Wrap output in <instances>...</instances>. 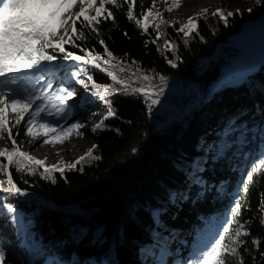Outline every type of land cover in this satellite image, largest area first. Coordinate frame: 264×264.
I'll list each match as a JSON object with an SVG mask.
<instances>
[{"label": "trees", "instance_id": "1", "mask_svg": "<svg viewBox=\"0 0 264 264\" xmlns=\"http://www.w3.org/2000/svg\"><path fill=\"white\" fill-rule=\"evenodd\" d=\"M119 2L118 9L105 5L114 19L105 20L106 12L97 18L99 36L83 29L88 39L76 43L107 59L98 42L103 39L116 67L103 66L118 77H130L129 86L148 91L150 83L159 92L171 85L174 91L168 98L159 96L151 109V98L141 94L110 95L115 115L89 135L100 159L82 163V171L80 165L63 168V175L53 173V183L40 175L42 168L28 174L9 166L24 195L0 192V203L16 210L28 264L49 259L61 264H142V252L161 237L170 241L166 264L178 259L189 264L218 237L236 202L242 205L237 219L251 232L242 237L246 243L239 249L244 264H253V256L255 264H264V172L254 175L248 192L242 184L252 164L264 156V66L237 86L229 85L225 75L234 53L230 37L244 21L264 12V0L234 12L226 23L218 16H201L187 38L167 27L159 39L152 27L144 31L130 21L127 3ZM152 3L135 0L134 15L143 20L141 13ZM76 27L81 28L79 21ZM165 41L175 47L165 49ZM65 49L83 55L70 44ZM84 67L97 84L122 88L106 73ZM67 70L59 64L55 75ZM7 127L16 141L22 137V122ZM0 144L12 148L7 139ZM0 162L7 159L0 157ZM0 179L6 181V173ZM101 235L104 243L98 244ZM253 238L261 241L258 249L251 244ZM229 264L238 262L230 258Z\"/></svg>", "mask_w": 264, "mask_h": 264}, {"label": "snow or ice", "instance_id": "2", "mask_svg": "<svg viewBox=\"0 0 264 264\" xmlns=\"http://www.w3.org/2000/svg\"><path fill=\"white\" fill-rule=\"evenodd\" d=\"M127 3V18L130 21H135L138 26H141L144 31H147L148 25L142 23L140 18H137L133 12L135 0H123ZM259 2V0H257ZM80 5L79 12L72 14L71 10L76 4ZM156 0H153L152 7L141 13L143 21H147L149 17H161V13L153 12ZM96 0H0V140L7 139L11 141L12 148L0 149V157L7 159V163L0 162V173H6L7 179H0V192L8 195H24L19 187L14 183L11 173L8 171L9 166H14L19 173L35 174L38 169L43 168L40 175L44 179H51L56 182L53 173L59 172L64 174V169L53 166L52 168L44 167L43 161L34 159L27 153L21 152L16 146V138L12 135L11 130L6 126L5 113L9 108L16 110L15 123L12 127L24 122V134L32 137L35 135L33 129L38 130L48 129L49 132L57 133V135L67 136L69 133L76 132L78 136H83V133L76 130L83 128L85 125L79 122H73L66 126L67 120L70 118L75 104H70L77 96V91L70 85L74 81L84 89L82 99L86 102L92 98L102 101L108 108L107 115L99 123L92 128L93 132L102 130L105 127L104 121L115 115L112 107V101L108 99L110 95L117 91H122L123 94L129 93V85L117 75L103 65H111L115 59L111 51L108 50L107 44L103 39L98 42L104 47V52L107 59H104L99 54H94L93 50H88L81 47L76 41H85L88 37L83 29H89L91 33H96L99 36V29L96 25L100 23L97 19L103 13H107L103 18L105 20L113 18L114 14L109 11L105 5H112L115 8H120L119 0H99V7H95ZM95 7V15L89 16L88 10ZM179 7V0H173L171 8L167 11H172V8ZM251 11V10H249ZM206 13L207 10L205 9ZM67 13V15H66ZM214 16H219L225 23L227 17L224 15L223 9H217ZM228 16L233 15L228 12ZM84 19L81 20L80 18ZM196 19L189 17L188 21L177 28V33H183L184 37H189L192 32L196 31ZM69 21L71 22L69 24ZM80 22L81 28L77 29V22ZM86 21V23L84 22ZM161 22H163L161 18ZM69 28L71 31H69ZM157 39H159L160 24H156ZM58 29H63V33L58 35ZM155 43L156 41H152ZM187 43V39L184 41ZM70 44L75 48H79L83 55L75 54L72 51H67L65 45ZM166 48H174L169 41H165ZM51 49V52L48 50ZM58 54H62L58 55ZM58 62H68L65 64L67 79L63 81L62 86H58L53 91V80L49 78L59 70ZM75 62V63H74ZM172 63L171 61H169ZM79 63L80 67H77ZM90 65L100 72H104L115 84L122 86L120 90L112 88L108 85L97 84L93 76L89 74L84 66ZM175 67V64L172 63ZM120 71H124L121 67ZM31 75L34 83L26 81L25 76ZM135 73H133L134 75ZM144 81H151V77L143 75ZM161 76V82L164 81ZM39 85V88H37ZM155 92L149 83L148 91L144 87H137L130 90L131 94L139 93L146 98H151V103L148 105L151 109L152 105L159 103V95L162 93ZM39 102V103H38ZM47 117H54V121H50ZM7 133V137H5ZM47 136L48 133H43ZM50 139H45L40 147L45 144H50ZM63 143V141H60ZM97 146L92 148L81 156L75 163L68 166L69 169H75L80 165L79 170H83L82 163H87L94 160H99L100 157L94 152ZM264 172V156H261L251 166V170L247 172L246 180L242 182L243 191H249V185L254 182V175ZM0 209H6L7 213L14 214L15 209L11 204L0 203ZM242 209L239 202L230 209L231 219H228L223 226L218 237L209 245L206 250H202L200 254L190 260L189 264H229V259H234L238 264H244L243 257L239 249L246 242L242 237L251 236V232L247 229L246 223H242L237 219ZM261 210L264 211V194L261 198ZM15 221V215H13ZM264 222V220H262ZM235 225V227H233ZM98 244H103L102 235L96 238ZM251 244L260 247L259 239H251ZM248 252V248H244ZM264 256V253H261ZM255 264L256 257H252ZM5 251L0 248V264H4Z\"/></svg>", "mask_w": 264, "mask_h": 264}, {"label": "rangeland", "instance_id": "3", "mask_svg": "<svg viewBox=\"0 0 264 264\" xmlns=\"http://www.w3.org/2000/svg\"><path fill=\"white\" fill-rule=\"evenodd\" d=\"M260 1L261 0H259V2ZM98 3L99 0H96L95 7L98 5ZM255 3H258L257 0H179V7L172 8V11H167L168 8L172 7L173 0H156L153 12L155 13L158 11L159 13H161V17H149L147 21L142 20V23H146L150 28L152 27V29L156 33L157 30L155 28V25L159 23L160 28L158 31L160 33V37H163V33L167 27H175V29L179 28L188 21L189 17L199 18L201 16H213V13H215L217 9H223L224 15L228 19L232 16H228V12H232L234 14V12L245 10L253 6ZM94 8L88 10L87 14L89 16L91 15ZM205 9L207 10L206 13L204 12ZM79 10L80 5L77 4L71 10V12L72 14H74L76 12H79ZM161 18L163 22H161ZM70 23L71 22L69 21V24ZM62 33L63 29H58V35ZM180 34L184 36L183 33ZM164 48L169 49L165 46ZM233 52V56L229 58V60L235 58V49ZM58 63L65 66V64L68 62ZM226 68L227 69L225 75L230 77L231 74L229 61L228 67ZM68 71L69 70H67V72ZM67 72L60 77H57L55 73L49 76V78L53 80V91L56 87L62 86L63 81L67 79ZM20 75L25 76L24 73H21ZM105 75L109 81L114 83L111 78L107 76V74ZM119 77L118 79L122 78L121 80L124 79L126 83L127 81H133L130 77ZM25 79L26 81H31L32 83H34V79L30 74L25 76ZM70 86L76 89L77 96L74 100L69 101L70 104H75V108L73 109L70 118L67 120L66 126L73 122L84 124L85 126L83 128L76 130L77 132L83 133V136H78L76 132L69 133L67 136H62L57 135V133L49 132L48 129L38 130L34 128V136L29 137L26 136L24 132H22V137L19 139L17 138L16 141L17 147L23 149L34 159L43 161L44 167L47 168H52L53 166L68 168L69 165L75 163V161L78 160L81 156H84V154L92 146V141L89 138V135H91L93 132L92 128L102 119H104L108 112L107 106L102 101L96 98H92L91 100H88L86 102L84 99H82L84 89L80 85L75 84V82L73 81ZM37 88H39V85H37ZM133 88L134 87L129 86V91ZM162 89L163 91L159 96H163L165 98L170 97V94L174 91L171 85L163 86ZM5 119L7 121V125H13L15 123V110L9 108L5 113ZM26 119L27 116H25L24 120L21 121L23 125ZM47 119L50 121H54L55 118L47 117ZM45 132L48 133L47 136L43 135V133ZM45 139H50L52 143L45 144L43 147H40ZM60 141H63V143H60ZM76 142H82L83 144L77 147ZM0 149H4V146L2 144H0ZM13 215L15 214L7 213L6 209H0V248H3V250L5 251L4 264H28L29 251L23 242L20 221L17 215H15L14 221L12 218ZM11 232H13L14 234L13 239L7 237V235ZM169 242L170 241L165 237H161L153 247L144 250L141 254L142 264H166L171 257V250L168 246ZM184 263L185 262H183L181 259H178L174 262V264ZM44 264L61 263L56 260L49 259Z\"/></svg>", "mask_w": 264, "mask_h": 264}, {"label": "water", "instance_id": "4", "mask_svg": "<svg viewBox=\"0 0 264 264\" xmlns=\"http://www.w3.org/2000/svg\"><path fill=\"white\" fill-rule=\"evenodd\" d=\"M229 40L236 54L229 60V85L237 86L264 66V12L244 21Z\"/></svg>", "mask_w": 264, "mask_h": 264}, {"label": "bare ground", "instance_id": "5", "mask_svg": "<svg viewBox=\"0 0 264 264\" xmlns=\"http://www.w3.org/2000/svg\"><path fill=\"white\" fill-rule=\"evenodd\" d=\"M77 4H78V3H77ZM77 4H76V5H77ZM76 5H75V6H76ZM75 6H74V7H75ZM74 7H73V8H74ZM73 8H72V9H73ZM82 144H83L82 142H76V146H77V147H78V146H81ZM14 233H15V232H14ZM7 237H9L10 239H13V238H14V234H13V232L9 233V234L7 235ZM12 249H13V248H12Z\"/></svg>", "mask_w": 264, "mask_h": 264}]
</instances>
